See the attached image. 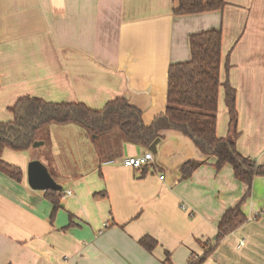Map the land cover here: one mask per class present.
Here are the masks:
<instances>
[{
	"label": "crops",
	"instance_id": "obj_1",
	"mask_svg": "<svg viewBox=\"0 0 264 264\" xmlns=\"http://www.w3.org/2000/svg\"><path fill=\"white\" fill-rule=\"evenodd\" d=\"M223 1L221 11L175 16L174 0H0V122L12 121L8 108L30 96L93 110L125 99L149 126L165 112L169 67L190 60L189 37L219 30L220 81L236 93L235 148L264 166V0ZM229 124L220 89L218 138L231 136ZM115 134L101 141L112 145L105 154L92 142L86 172L60 167L56 155L46 160L62 187L55 214L46 191L28 186L27 165L36 160L29 149L3 151L22 180L0 173V264H190L203 244L214 245L220 219L247 189L231 166L216 169L190 138L164 131L152 162L125 168L122 160L148 147ZM188 161L202 164L182 180ZM241 209L247 222L203 264H264V175ZM145 236L158 243L151 252L139 245Z\"/></svg>",
	"mask_w": 264,
	"mask_h": 264
},
{
	"label": "trees",
	"instance_id": "obj_2",
	"mask_svg": "<svg viewBox=\"0 0 264 264\" xmlns=\"http://www.w3.org/2000/svg\"><path fill=\"white\" fill-rule=\"evenodd\" d=\"M174 3L175 16L221 11L226 5L223 0H174ZM221 43L222 34L219 30H207L189 37L190 60L169 67L165 112L155 117L149 126L142 122L140 111L125 99H116L101 110H93L82 104L48 103L30 96L19 98L8 108L12 121L0 122V173L21 182V169L4 162L3 151L10 149L21 152L30 149L38 140L39 133L50 125L74 124L96 138L118 132L124 143L143 147H149L157 139L162 140L164 131L179 132L190 138L202 154L215 157L216 169L224 165L231 166L234 178L247 188L241 201L228 209L220 219L214 245H207L203 255L190 262L203 264L226 236L247 222L241 207L250 196L253 179L264 175V166L242 157L235 148L236 93L227 81H220ZM220 89L224 92V105L230 118L231 136L226 139L216 135ZM201 164L196 161L182 164L179 167L182 180L190 178ZM61 194L62 191L51 190L44 194L52 204L54 214L60 208ZM94 196L100 198L106 197V194ZM139 245L151 252L158 243L145 236L139 240ZM203 247L206 245L203 244Z\"/></svg>",
	"mask_w": 264,
	"mask_h": 264
},
{
	"label": "rangeland",
	"instance_id": "obj_3",
	"mask_svg": "<svg viewBox=\"0 0 264 264\" xmlns=\"http://www.w3.org/2000/svg\"><path fill=\"white\" fill-rule=\"evenodd\" d=\"M70 126L72 128L56 125H50L48 128H45L44 131L39 133L37 136L38 140L36 141L43 142V145L35 149L31 147L28 150L30 157L35 158L37 161L43 158L41 163L43 162L42 164L44 165L46 160L50 162L49 158L51 154L53 157L56 155L54 162L60 164V167H67L68 169L75 168V172L84 169V172H86L92 165L90 162L93 157L92 142L95 143V149L100 154H105L112 149L111 144L108 143L110 147L107 148L101 143L108 136H101L98 139L100 146H104L105 149L104 147L98 146L95 140L96 137L85 131L82 127L74 124ZM82 133L90 138L91 143L89 142V145L84 141ZM206 249L207 245L204 250Z\"/></svg>",
	"mask_w": 264,
	"mask_h": 264
},
{
	"label": "water",
	"instance_id": "obj_4",
	"mask_svg": "<svg viewBox=\"0 0 264 264\" xmlns=\"http://www.w3.org/2000/svg\"><path fill=\"white\" fill-rule=\"evenodd\" d=\"M159 140H155L148 147V151L153 155L156 154V145ZM43 145V142H34L32 147L38 148ZM27 183L28 186L34 191L45 192L51 191H61L62 187L58 185L54 179L51 177L50 173L40 161L33 160L27 165Z\"/></svg>",
	"mask_w": 264,
	"mask_h": 264
},
{
	"label": "built area",
	"instance_id": "obj_5",
	"mask_svg": "<svg viewBox=\"0 0 264 264\" xmlns=\"http://www.w3.org/2000/svg\"><path fill=\"white\" fill-rule=\"evenodd\" d=\"M152 160H153V154L148 151L141 156L128 157V158L122 160L121 164L125 168L137 170V169H141L143 167H146L150 162H152ZM70 194L71 193L68 191L67 195H70ZM262 214L264 216V213H262Z\"/></svg>",
	"mask_w": 264,
	"mask_h": 264
}]
</instances>
